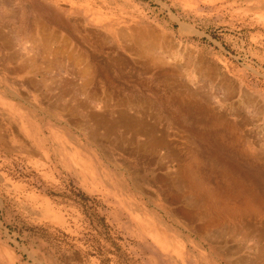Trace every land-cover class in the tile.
<instances>
[{
	"label": "rangeland",
	"instance_id": "obj_1",
	"mask_svg": "<svg viewBox=\"0 0 264 264\" xmlns=\"http://www.w3.org/2000/svg\"><path fill=\"white\" fill-rule=\"evenodd\" d=\"M263 158L264 0H0V264H264Z\"/></svg>",
	"mask_w": 264,
	"mask_h": 264
},
{
	"label": "bare ground",
	"instance_id": "obj_2",
	"mask_svg": "<svg viewBox=\"0 0 264 264\" xmlns=\"http://www.w3.org/2000/svg\"><path fill=\"white\" fill-rule=\"evenodd\" d=\"M120 35V34H119ZM4 38V37H3ZM131 40H132V43L134 44V45H136L137 46V34L136 35H134V36H131ZM82 56H81V54H78V53H76V52H74V51H70V52H68V60L72 63V65H74L75 67H78L80 64H81V62H82ZM160 71V70H159ZM86 75H87V73H86V70H84L83 69V71L81 70V72H80V76L79 77H81V78H83L84 80H83V83H85L86 82ZM162 77V76H161ZM167 79V78H166ZM87 83V82H86ZM176 90H177V87H176ZM64 95V94H63ZM206 99V98H205ZM125 112L124 111H122L120 114H119V116H117L116 118L118 119L117 120V122L115 123V125L116 124H118V123H121V124H124V125H127L128 126V124L131 122V120L129 119V118H127V116H125V114H124ZM94 114V113H93ZM92 113H91V117L95 120L94 122H95V124L96 125H99L102 121H103V119H102V121H101V119L100 118H98L95 114L93 115ZM116 121V120H115ZM141 121V120H140ZM108 123H110V122H108ZM108 123H104V124H106V129L108 130V129H111L112 130V128L111 127H114V125L112 124L111 125V123L110 124H108ZM142 123V122H141ZM144 123V122H143ZM103 124V123H102ZM239 124H241V123H239ZM120 125V124H119ZM124 125H123V127H124ZM134 128H135V126H134ZM143 128H144V125H143ZM142 129V128H141ZM110 130V131H111ZM142 130H144V129H142ZM145 131V130H144ZM147 131V130H146ZM223 131V130H222ZM147 132H149V131H147ZM146 132V133H147ZM111 133V132H110ZM139 133V132H138ZM143 133H145V132H143ZM151 133V132H150ZM149 133V134H150ZM148 134V135H149ZM154 134V133H153ZM147 134H146V136H148ZM149 137V136H148ZM153 137V135L151 136V138ZM154 137L156 138V135H154ZM165 140V139H164ZM161 141V138L159 139V140H157V139H149L148 140V142L147 143H145V144H148V146L150 145V146H154V147H157V145H160L162 142H160ZM164 144V143H163ZM162 145V144H161ZM165 145V144H164ZM163 145V146H164ZM158 149V148H157ZM172 154H173V152H171ZM236 154V153H235ZM175 156H176V154H174ZM238 155V154H237ZM259 155V154H258ZM173 156V155H172ZM174 156V157H175ZM257 156V155H256ZM177 157V156H176ZM242 158V157H241ZM258 158L259 159H261V157L260 156H258ZM264 159V158H263ZM182 160H183V158H182ZM48 211V210H47ZM57 217V216H56ZM155 222V221H154ZM153 225V224H152ZM152 226H150V224H149V230H150V232H151V235L161 244V245H163V244H166L167 243V237L163 234V233H158L154 228H151ZM154 227V226H153ZM149 232V233H150ZM171 234V233H170ZM150 235V236H151ZM151 236V237H152ZM152 237V238H153ZM172 240V239H171ZM170 240V241H171ZM172 242H174V241H172ZM169 243V242H168ZM175 244V243H174ZM173 245V244H172ZM173 247V246H172ZM177 250V249H176Z\"/></svg>",
	"mask_w": 264,
	"mask_h": 264
}]
</instances>
